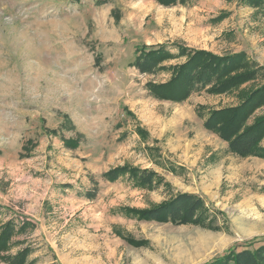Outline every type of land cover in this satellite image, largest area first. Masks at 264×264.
<instances>
[{
  "label": "rangeland",
  "instance_id": "obj_1",
  "mask_svg": "<svg viewBox=\"0 0 264 264\" xmlns=\"http://www.w3.org/2000/svg\"><path fill=\"white\" fill-rule=\"evenodd\" d=\"M163 44L244 52L264 69V7L0 0V207L33 226L21 237L32 264H208L264 242V158L240 157L204 128L210 111L263 85L264 71L226 95L158 101L145 85L170 76L141 75L133 63L137 48ZM124 166L160 182L149 189L103 178ZM181 193L204 200V222L158 223L130 211Z\"/></svg>",
  "mask_w": 264,
  "mask_h": 264
},
{
  "label": "trees",
  "instance_id": "obj_2",
  "mask_svg": "<svg viewBox=\"0 0 264 264\" xmlns=\"http://www.w3.org/2000/svg\"><path fill=\"white\" fill-rule=\"evenodd\" d=\"M103 5L111 0H95ZM171 8L186 5L188 0H153ZM253 9L264 7V0H241ZM174 50L176 52H174ZM133 67L141 74L156 76L168 74L164 82L149 81L145 88L158 101L183 103L194 94L207 91L226 95L254 83L264 69L244 52L216 54L182 44L142 46L137 48ZM176 62L173 64H168ZM264 108V84L244 92L238 105L210 111L204 128L226 142L232 153L240 157L264 158V115L255 114ZM255 117V118H254ZM73 145V144H72ZM127 177L132 183L152 189L160 180L155 172L129 166L117 167L103 175L109 182ZM94 199L95 192H88ZM146 221L176 225L200 224L207 218L204 200L194 194L181 193L175 198L148 210H130ZM0 207V261L5 264H32L33 249L21 239L33 227L28 221L8 216ZM16 250V252H13ZM208 264H264V242L255 248L230 249Z\"/></svg>",
  "mask_w": 264,
  "mask_h": 264
}]
</instances>
